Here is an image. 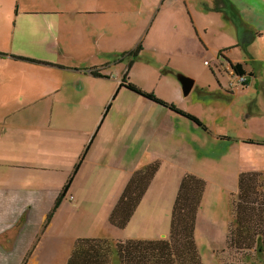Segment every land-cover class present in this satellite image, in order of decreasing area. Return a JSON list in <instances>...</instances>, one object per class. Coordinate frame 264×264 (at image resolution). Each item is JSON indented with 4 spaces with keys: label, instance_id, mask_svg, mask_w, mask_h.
<instances>
[{
    "label": "rangeland",
    "instance_id": "374dc122",
    "mask_svg": "<svg viewBox=\"0 0 264 264\" xmlns=\"http://www.w3.org/2000/svg\"><path fill=\"white\" fill-rule=\"evenodd\" d=\"M15 1L19 0H12V3ZM150 2L124 0L122 10L116 16V25L119 23V26L115 28L110 24L107 28L109 34L105 39V51L96 49L94 53L80 57L67 53L55 55L54 52L25 53L50 60L60 58L62 62L72 64H77L76 60H85L86 63H81V67L98 63L106 66V81L99 78L86 81L81 74L77 78H84L85 81H75L72 86H67L70 98L65 97V92L56 94L59 108L53 107L55 103L51 96L41 99L42 88L48 89L43 85L50 81H40L41 78L34 73H18L12 68L9 81H0V112L4 111L5 115L9 113L7 117H0V264H26L29 258L39 264H65L72 244L78 238L93 237L112 241L165 239L169 234L178 182L184 175L195 176L204 182L194 231L200 261L202 264H219L217 255L225 248L230 211L238 202L237 194L234 195L236 183L232 177H236V173L246 166L255 168V159L245 162L237 157L236 151L228 154L227 139L216 138L218 134L227 136L228 128L224 125L221 127L222 120L219 119L220 124L213 130L209 109L217 103L215 99L196 91L187 97L182 95L176 78L178 74L185 76L179 72L180 53H176L172 59L168 40L165 43L163 37L151 36L147 32L152 19ZM107 17L110 19L109 15ZM218 17L217 22L221 23ZM202 19L208 20V17ZM13 20L12 15L11 29ZM214 25L217 26L216 23ZM14 36L22 40L17 31ZM20 46L25 51L33 48L25 41ZM133 51H136V56L130 54ZM207 58L204 56L199 62L195 60L194 74L207 72V68L202 65V61ZM171 64L175 65V73ZM71 77L76 76L74 74ZM123 80L166 102L173 101L177 108L190 114H200L203 123L213 130L212 134L198 127H195V133L189 134L194 124L187 119L148 102L124 87L117 90ZM87 95L90 96L88 100ZM64 105L72 107V119L60 116ZM150 109L167 112L172 117L169 120L172 125L170 145L159 141L157 136L152 141L137 140L138 133L145 127ZM105 111V122L101 130L107 131L109 125H116L122 130L129 150H137L138 144L139 151L143 148L149 154L153 153L154 161L159 163L158 174L148 194L140 199L123 228L108 223L110 212L117 201L114 194L119 186V174L102 165L96 168L94 163L99 160L97 149L91 155L86 154L79 168V161H76L69 171L60 169L57 173V169L53 168L46 175L38 166L24 160L41 141L60 140L55 130L63 126L75 133L74 140L77 143L81 142L84 136L75 131L90 129L96 114H100L99 120L97 118L99 126ZM157 117L156 114L154 120L168 122L167 117ZM165 128L162 127L160 131ZM62 152L70 157L69 151L62 149ZM261 158L260 165L263 167L264 156ZM146 160V157L137 158L140 166ZM124 166L130 169L136 167ZM96 169L98 173L94 172ZM64 188L62 200L47 221L48 212ZM44 190L56 195L40 198L30 195ZM15 205L20 211L13 216L9 208ZM10 216H13L11 220ZM252 254L249 252V255ZM113 259L118 264L115 254Z\"/></svg>",
    "mask_w": 264,
    "mask_h": 264
},
{
    "label": "crops",
    "instance_id": "0c3cea01",
    "mask_svg": "<svg viewBox=\"0 0 264 264\" xmlns=\"http://www.w3.org/2000/svg\"><path fill=\"white\" fill-rule=\"evenodd\" d=\"M123 3L124 0H19L14 3L12 0H0V19L2 18L0 22V28H2L0 30V54L3 55L0 57V81H9L12 68H15V72L18 73H34L41 78L40 81H50L43 85L48 89L42 88L41 99L51 96L52 101L56 104H53V107L56 108H59L56 94L65 92V97L70 98L67 86H72L75 81H85L86 79L89 81L96 78L106 81V66L104 67L102 64L81 67V63H86L85 60H76L77 64H72L64 63L60 58L50 60L25 53L54 52L55 55L67 53L80 57L83 54H92L96 49L105 51V39L109 34L107 28L110 24L115 28L119 26V23L116 25V16L120 14L118 11L122 10ZM149 5L152 7V19L147 32L151 36L163 37L166 40L165 43L168 40L170 52L173 53L171 54L172 59L176 53H180L179 72L193 81L187 96L192 91H196L203 92L204 95L215 99L217 103L212 105V109H209L213 130L217 129L216 127L220 124L219 119L222 120L221 127L224 125L228 128L227 136L218 134L216 138L227 139L229 143L227 150L230 151L228 154L231 155L232 151H236L237 157L245 162L255 159L253 162L255 168L246 166L236 173V177H232V181L236 183L234 194L236 195L238 177L241 174L264 173V166L260 165L262 164L261 156H264V53L262 52L264 48V2L261 0H190L189 2L188 0H151ZM12 15L14 20L11 29ZM108 15L110 19H108ZM206 16L208 20H203L202 18ZM218 16H220L221 23L217 22V20L219 21ZM214 19L217 26L212 23ZM14 23L17 24L14 25ZM16 31L19 38L22 39L21 41L14 36ZM24 41L33 48L25 51L20 46ZM204 56L209 57L202 61L207 72L196 75L193 72V64L195 60L201 61ZM12 57H21L39 63L16 60ZM205 62L209 64L205 65ZM230 64L241 66L247 78L244 85H231L235 75L229 68ZM171 65V69L175 73L177 71L175 65ZM203 66L201 67L204 68ZM92 73H97L102 77L94 76ZM74 74L76 77H71ZM80 75L85 76L86 79L77 78ZM119 89L120 87L117 88V90ZM89 97L87 95V100ZM173 103L172 101L169 104ZM63 108L64 110L60 111V116L72 119L70 116L72 107L64 105ZM107 111H105L99 126L97 125L100 114H96L92 120L94 125L90 129L75 131L84 136L81 142L77 143L74 140L75 133L73 131L71 133L67 126H63L55 130V134L60 135V140L41 141L34 151L24 157L25 162L38 166V169L45 175L53 171V168H56V172L59 173L60 169L69 171L76 161H79V168L85 161L86 154L90 153L91 155L97 149L99 160L94 163L96 168L99 169V165H102L110 168L111 172L119 174L118 182L119 178L120 182L114 194L118 201L133 173L152 163H158V161H154V154H149L146 149L142 150V148L139 151L138 144L137 150H129L130 148L126 147L128 143L124 141L122 130L116 125H109L107 131L101 130ZM150 111L147 113L149 115L145 127L138 133L137 140L139 142L141 140L148 141V139L152 141L157 136L159 141L162 140L163 143L170 145L172 125L169 120L172 117L167 112H161L158 109H150ZM3 112H0L1 118L9 115L8 112L6 115ZM156 114L158 117H167L168 122L154 120ZM190 115L202 123L205 127L203 131L212 134L213 130L203 123L200 114ZM162 127L166 128L160 131ZM195 127L197 128L196 125L190 127L188 133H195ZM71 135L73 136L71 137ZM70 144L72 146H69ZM62 149L69 151L70 157L63 153ZM138 157H146L148 160L143 166H140L137 162ZM124 165H130L129 167L136 165V167L130 169L124 168ZM94 172L98 173V170L96 169ZM156 173L143 196L148 194L158 174ZM123 175H126V178ZM38 192L41 193L34 192L30 195L40 198L54 193L45 190ZM16 207L17 205L9 208V213H12L13 216H16L20 211L19 207ZM48 210L47 208L46 211L48 212ZM13 216H10L9 219L11 220ZM147 239L157 240L141 238V240ZM217 256L219 264H222L225 260L224 256L222 254ZM248 260L250 261H247L246 264L250 262L264 264V254L251 256ZM26 264L39 263L29 258ZM200 264H202L201 261Z\"/></svg>",
    "mask_w": 264,
    "mask_h": 264
},
{
    "label": "trees",
    "instance_id": "16d2710c",
    "mask_svg": "<svg viewBox=\"0 0 264 264\" xmlns=\"http://www.w3.org/2000/svg\"><path fill=\"white\" fill-rule=\"evenodd\" d=\"M130 54L136 56V51ZM1 56L3 55L0 54ZM12 58L39 63L21 57ZM131 64L132 61L129 62V67ZM229 67L236 76H245L239 64H230ZM92 74L102 77L97 73ZM119 87H124L205 130L197 118L183 112L173 104L160 100L154 94L143 92L124 80L120 82ZM158 167V163H152L145 169L133 173L109 215L108 223L111 226L116 228L125 226ZM237 184L238 202L230 211L225 248L221 252L225 259L222 264H246L250 261L248 258L264 252V173L241 174ZM65 189L55 199L53 208L46 217L47 221L62 200ZM203 191L204 182L200 178L192 175L183 176L172 207L170 229L166 239L112 241L102 238H78L73 242L66 264H115L114 254L118 264H200L194 242V228ZM249 252L254 254L249 255ZM228 260L230 262H227ZM249 264H257V262Z\"/></svg>",
    "mask_w": 264,
    "mask_h": 264
},
{
    "label": "water",
    "instance_id": "95a60500",
    "mask_svg": "<svg viewBox=\"0 0 264 264\" xmlns=\"http://www.w3.org/2000/svg\"><path fill=\"white\" fill-rule=\"evenodd\" d=\"M176 78L180 83L182 95L184 97L187 96L192 88L193 81L190 78H187L180 74H178Z\"/></svg>",
    "mask_w": 264,
    "mask_h": 264
},
{
    "label": "built area",
    "instance_id": "2783aa9c",
    "mask_svg": "<svg viewBox=\"0 0 264 264\" xmlns=\"http://www.w3.org/2000/svg\"><path fill=\"white\" fill-rule=\"evenodd\" d=\"M208 62H205V65H208ZM230 68V67H229ZM231 70V69H230ZM232 71V70H231ZM233 72V71H232ZM232 75V74H231ZM235 75V74H234ZM247 82V78L245 76H234V82L231 85L240 86L244 85Z\"/></svg>",
    "mask_w": 264,
    "mask_h": 264
}]
</instances>
